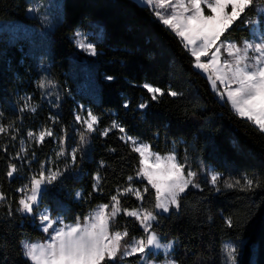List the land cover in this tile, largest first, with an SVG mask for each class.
Listing matches in <instances>:
<instances>
[{
  "label": "trees",
  "instance_id": "trees-1",
  "mask_svg": "<svg viewBox=\"0 0 264 264\" xmlns=\"http://www.w3.org/2000/svg\"><path fill=\"white\" fill-rule=\"evenodd\" d=\"M44 1L0 0V22L36 26L28 11ZM57 1V19L43 38L47 73L58 96L51 107L42 102V116L21 112L14 100V93L23 89L34 92L36 99L40 96L32 82L36 72L28 66L27 57L22 58L21 41L0 40V125L6 129L0 133V192L5 196L0 201V264H31L21 241L46 239L36 219L17 211L23 196L20 189L40 173L41 166L59 169L63 175L48 185L39 209L47 208L51 216H62L66 223H73L76 217L83 220L99 205L110 208L111 197L118 195L122 210L158 213L153 228L164 242H175L171 257L176 264H224V243L240 240L245 242L238 264H264V132L216 94L195 69L194 58L179 37L148 7L135 0ZM263 5L264 0H254L253 7L221 39L238 45L247 40L250 23L246 22ZM94 25L101 27L102 36L95 40L97 54L89 57L76 49L72 37ZM87 66L90 83L83 93L80 87ZM107 76L114 79L109 81ZM145 83L160 88L164 95L153 100ZM169 90L179 95L171 96ZM77 103L97 116L98 124L83 144L80 136L76 138L80 151L73 165L69 155L56 154V146L70 153ZM141 103L147 107L138 108ZM113 121L152 152L162 156L175 152L185 171L196 173L198 187L190 186L181 195L178 209L164 214L154 208L155 190L136 175L140 157L122 140L121 132L112 128ZM40 124L52 127L54 136L30 142L28 133H35ZM106 129L109 131L103 135ZM22 142L27 143L23 156ZM10 165L16 168L11 177L7 175ZM209 167L218 174L215 185L208 176ZM129 177L133 179L129 181ZM245 178L253 180L251 188L246 187ZM237 180L239 185L226 186ZM146 186L149 191L144 193ZM128 187L139 189L144 200L124 194ZM226 218H231L232 227ZM112 229H126L128 241L143 234L138 221L123 211ZM139 261L133 256L109 264Z\"/></svg>",
  "mask_w": 264,
  "mask_h": 264
},
{
  "label": "snow or ice",
  "instance_id": "snow-or-ice-1",
  "mask_svg": "<svg viewBox=\"0 0 264 264\" xmlns=\"http://www.w3.org/2000/svg\"><path fill=\"white\" fill-rule=\"evenodd\" d=\"M139 2L151 8L159 22L181 38L184 47L195 58L194 67L208 75L213 90L218 91L219 83L223 87L221 96L226 93L235 112L241 117H247L258 125L261 131H264V32L261 31V28H264V19L260 22V28H257L255 22L251 20L246 22L253 24L252 31L256 40H244L238 45L236 42L221 39L236 21L253 7L254 0H139ZM205 9L209 10L208 14H205ZM29 11H35V9L30 8ZM257 14L264 17V9ZM76 36L81 37V34L76 33ZM77 46L90 55L97 54L92 43L79 39ZM222 49L227 54L226 58H222ZM202 57H208L207 61H203ZM106 79L111 81L114 77L107 76ZM38 86L45 88L53 86V83L41 80ZM143 87L152 94L153 100H156L158 95H164L158 87L147 83ZM168 94L179 95L171 90ZM24 107L30 106L26 102ZM124 107L127 108L128 104L125 103ZM146 107V103L138 105L140 109ZM30 110L35 111V108ZM75 119L86 126L79 134L80 142L83 144L86 141V133L96 130L98 118L88 111L86 118L77 115ZM112 128H119L121 133L125 132V129L115 121L112 123ZM5 131L6 129L0 125V133ZM108 131L106 129L103 135H107ZM28 135L33 137L32 132ZM46 135L51 136L53 133L51 130L41 131L37 137L38 142H43ZM127 142L132 143L133 151L140 157L136 175L146 180L151 189L155 190L154 208L164 213L169 212L170 206L178 209L181 194L190 185L198 187L194 184L196 173L191 170L185 171V166L178 162L174 153L164 156L154 153L150 146L140 143L131 136L127 137ZM23 150L22 148L21 151ZM79 151V148H73L70 153H65L61 149L58 156L69 155L72 164L75 165ZM15 171V166L10 165L7 175L11 177ZM62 175L63 172L59 169L53 171L41 166L38 177H31L29 185L20 189L24 195L18 201L17 211L34 213L39 208L42 195L47 191L48 185L53 184ZM128 179L131 181L133 177ZM95 180L98 184L99 175L95 177ZM217 180L218 174L213 173L211 183L215 185ZM97 184L93 185L94 190ZM239 184V180L235 181V184L226 182L229 188ZM245 185L251 188L253 180L245 178ZM143 191L147 193L148 187L146 186ZM124 192L134 194L140 201L144 200V195L139 189L128 187L124 189ZM76 196L80 198L81 194L77 193ZM4 200L5 196L0 192V201ZM111 201L110 211L108 204L99 205L88 216L83 217V220L76 217L73 223H66L62 216H51L47 208L37 211L36 215L42 231L47 234V237L44 242L21 241L24 256L31 264H109V262H115L117 258L132 256H138L141 264H156L155 261L148 259L150 255H155L159 251H163L166 257L169 255L173 242H164L153 228L158 213L148 209L124 208L122 210L118 195H113ZM121 211L139 222L143 232L140 237H132L128 241L126 238L129 233L126 229L124 231L112 229ZM226 223L228 227L233 226L231 218H226ZM222 251L226 257L225 264H237L238 249L235 246L225 243ZM164 264H176V261L166 259Z\"/></svg>",
  "mask_w": 264,
  "mask_h": 264
},
{
  "label": "rangeland",
  "instance_id": "rangeland-1",
  "mask_svg": "<svg viewBox=\"0 0 264 264\" xmlns=\"http://www.w3.org/2000/svg\"><path fill=\"white\" fill-rule=\"evenodd\" d=\"M137 1L139 2V0H137ZM57 2H58L57 0H46L44 2L35 3V4H33L30 7L32 9H35V11H31V12L28 11V14H29V16L31 18L34 19V21L36 22V26H34V25H25V24L18 23V22H0V40H3L4 42H15L17 40H20L21 41V45L20 46H21V49H22L21 52H22V56H23L22 58H26L27 57L28 60L26 62L28 64V66H31V68L33 70H35V72H36V75H34V79H32V82H33L34 87L37 89V91L40 92L39 99L35 98L36 95L34 94V92L33 93L27 92V91H25V89H23V91L14 93V100H15L18 108L21 110V112H24V113L27 112L29 114H33V117H35V118L38 116V114L41 115V116L43 115L42 110L40 109V105H42V102H45L48 106L51 107V106H53L55 104L56 98L58 96V94H56V92L54 91L53 86H49V87H45V88H41V87L38 86L39 82L41 80H45L46 82L50 81L48 73H47L46 65H45V58L47 56V51H46V48L44 47V38H43V36H44L45 32H47V31L52 29V26H53L55 18H56L54 10L57 7ZM149 9H151V8H149ZM262 9H264V5L260 6L257 9V13L260 12ZM208 11L209 10L205 9V14H208ZM229 11H230V9H229ZM45 17L47 19H45ZM262 19H264V17H261L260 15L257 14L256 17L252 20L253 22H255V26L257 28H260V22H261ZM252 30H253V24L250 23L249 24V34H250V36L247 39L249 41H253V40L257 39L253 35V31ZM261 31L264 32V28H261ZM76 33H80L81 37H77ZM101 36H102L101 27L97 26V25H94L93 29L90 30V31H87V32L76 31L74 33L73 37H72V41H73L76 49H78L80 52H82L85 56L94 57L95 55L94 56L90 55L86 50L78 47L77 46V42H78L79 39H82L84 42L92 43L95 46V40L99 39ZM179 39L181 40L180 37H179ZM222 53H223V57L222 58H226L227 54L223 52V49H222ZM250 55H251V53H250ZM201 59L206 62L208 57H202ZM196 70L201 72V73H203L206 76V78L208 79V75L206 73L202 72L199 69H196ZM84 72H85V78H84L85 83L81 84L80 90L83 93H86L87 90H88L87 87H89V83H90V78H89V76H90V67L87 66L86 69L84 70ZM29 79L30 78H27V80H26L27 83L29 82ZM208 81H209V79H208ZM209 83L211 85L210 81H209ZM211 87H212V85H211ZM214 91L216 92V94L222 100L227 101L229 106L231 107V109L235 112L234 108L232 107L231 102L227 98L226 93L223 96H221L220 93L223 92V87L220 86L219 83H218V91L217 90H214ZM28 98H30V99H28ZM26 102L29 104V106H30L29 108H25L24 107ZM75 106H76V109H74V111H73V113H74V125H73V133H72L73 136H72V143H71L70 152L72 151L73 148H76V144H75L76 138L80 136L79 134L81 132H83L85 127H86L82 123L78 122L75 119V117L77 115H80L82 118H86L87 117V112L90 111L87 107H85V106H83V105H81L79 103H77ZM31 108H35V111H31L30 110ZM237 115H239V114H237ZM49 118H50V122L51 123L55 122L54 118H52V117H49ZM243 118L247 119V117H243ZM95 127H96V130L94 132H91V133H86V137L89 134L95 133L97 131V125ZM114 129L119 130V128H114ZM44 130H51V132L53 133V135H51V136H47L46 135L44 139H47V138H50V137L54 136V132L52 130V127H47V126H45L43 124H40L38 126L36 132L35 133L32 132L33 133V137H29V135H28L29 141L30 142L31 141L38 142L37 137L39 136V133L41 131H44ZM104 131H102V132H104ZM127 137H128V135L126 133H121L122 140L125 143H127L133 149L132 143L131 142H127ZM54 141L57 142V139L54 138ZM139 142L142 143V144L147 145L146 143H143L141 141H139ZM38 143H40V142H38ZM26 145H27V143H24V142L21 143V149L22 148L24 149L23 151H21V149H20L21 156L24 155V152H25V149H26ZM58 148H59V145L56 146V154L57 155L60 152V150ZM135 153H137V152H135ZM172 153L175 154V152H172ZM44 168H46V167H44ZM46 169H48V168H46ZM207 173H208V176L211 179L212 174L215 173V172L213 171L212 168L209 167ZM38 175H37V177H38ZM137 178L139 180H143V179H141L138 176H137ZM144 181H146V180H144ZM190 186H192V185H190ZM22 194L24 195L23 192H22ZM124 194H132V193L124 192ZM173 208H176V207L170 206L169 212ZM43 209H39L38 208L32 214L23 213V214L29 215V216L33 217L34 219H36L38 228L41 231H42V228H41V225H40L39 218L36 215V212L37 211H42ZM110 209H111V207L109 208V211H110ZM157 212L164 213L162 210H159V209H157ZM169 212L164 213V214H168ZM46 237H47V234H46ZM44 241H42V242H44ZM239 242H231V241L225 242V243H231L233 246H235L238 249L237 255H236V260L239 257V254L241 252V246L244 245L245 241L244 240H240ZM174 245H175V242H173V247H172V249H171V251H170V253H169V255L167 257L165 256L163 251H159L155 255H150V258L148 257V259L152 260V261H155L156 264H164V261L166 259L173 260V258L171 257V253H172V251L174 249ZM159 254L163 256V259L159 260V259H155L154 258V257H157ZM125 258H127V257H125ZM225 259H226V257H225ZM138 264H141V261H139ZM224 264H225V260H224ZM237 264H238V260H237Z\"/></svg>",
  "mask_w": 264,
  "mask_h": 264
},
{
  "label": "crops",
  "instance_id": "crops-1",
  "mask_svg": "<svg viewBox=\"0 0 264 264\" xmlns=\"http://www.w3.org/2000/svg\"><path fill=\"white\" fill-rule=\"evenodd\" d=\"M135 1H136L137 3H139L137 0H135ZM139 4L142 5L141 3H139ZM200 73H201V72H200ZM201 74L204 75L203 73H201ZM204 76H205V75H204ZM205 77H206V76H205ZM254 124H255V123H254ZM255 126H256L258 129H260L258 125L255 124ZM263 132H264V131H263Z\"/></svg>",
  "mask_w": 264,
  "mask_h": 264
}]
</instances>
